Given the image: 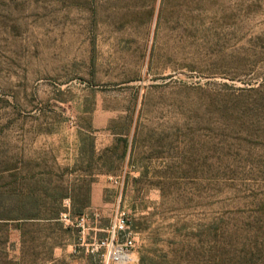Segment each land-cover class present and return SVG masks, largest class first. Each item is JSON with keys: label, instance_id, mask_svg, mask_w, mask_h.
Instances as JSON below:
<instances>
[{"label": "rangeland", "instance_id": "obj_1", "mask_svg": "<svg viewBox=\"0 0 264 264\" xmlns=\"http://www.w3.org/2000/svg\"><path fill=\"white\" fill-rule=\"evenodd\" d=\"M122 211L136 264H264V0H0V264Z\"/></svg>", "mask_w": 264, "mask_h": 264}, {"label": "built area", "instance_id": "obj_2", "mask_svg": "<svg viewBox=\"0 0 264 264\" xmlns=\"http://www.w3.org/2000/svg\"><path fill=\"white\" fill-rule=\"evenodd\" d=\"M62 222L69 227L77 226L85 230V223L88 220V214L83 213L75 218L70 214H62ZM107 236L105 239L96 241L91 244L92 251H104L103 264H136L138 258L136 254V242L134 237H127L121 240L122 235L128 234L133 236V232L129 226V219L125 212H118L114 221L106 230Z\"/></svg>", "mask_w": 264, "mask_h": 264}, {"label": "trees", "instance_id": "obj_3", "mask_svg": "<svg viewBox=\"0 0 264 264\" xmlns=\"http://www.w3.org/2000/svg\"><path fill=\"white\" fill-rule=\"evenodd\" d=\"M64 213H68V214H70V216L71 217H77V216H80V215H82L83 213H82V211L81 212H78V213H70V212H65V211H57V212H54V217L53 218H50V219H54V220H57V221H61L62 222V214H64ZM26 219H29V218H26ZM68 229L69 228H71V227H67Z\"/></svg>", "mask_w": 264, "mask_h": 264}]
</instances>
